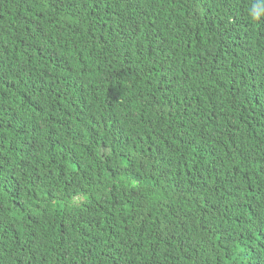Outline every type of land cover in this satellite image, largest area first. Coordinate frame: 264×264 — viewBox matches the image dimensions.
Returning <instances> with one entry per match:
<instances>
[{
    "label": "trees",
    "instance_id": "obj_1",
    "mask_svg": "<svg viewBox=\"0 0 264 264\" xmlns=\"http://www.w3.org/2000/svg\"><path fill=\"white\" fill-rule=\"evenodd\" d=\"M0 264H264V0H0Z\"/></svg>",
    "mask_w": 264,
    "mask_h": 264
}]
</instances>
